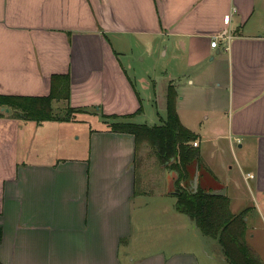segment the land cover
I'll use <instances>...</instances> for the list:
<instances>
[{
	"label": "crops",
	"instance_id": "obj_1",
	"mask_svg": "<svg viewBox=\"0 0 264 264\" xmlns=\"http://www.w3.org/2000/svg\"><path fill=\"white\" fill-rule=\"evenodd\" d=\"M224 30L231 39L213 48ZM127 35L152 41L160 59L184 60L165 86L166 116L173 86L179 118L190 131L198 128L193 146L221 183L214 189L226 190L233 214L248 210L247 242L264 264V0H0V95L47 96L51 76L69 74V107L132 115L143 101L111 41ZM181 86L208 93L213 106L182 114ZM6 109H0V264H199L200 254L215 262L196 227L192 246L193 223L176 210L169 164L149 168L146 148L136 164L132 135L90 129L85 154L72 147L64 157L53 151L66 149L65 138L41 137L74 121L38 124ZM138 117L122 121L139 124ZM154 170L150 195L143 184ZM149 219L153 231L145 230Z\"/></svg>",
	"mask_w": 264,
	"mask_h": 264
},
{
	"label": "trees",
	"instance_id": "obj_2",
	"mask_svg": "<svg viewBox=\"0 0 264 264\" xmlns=\"http://www.w3.org/2000/svg\"><path fill=\"white\" fill-rule=\"evenodd\" d=\"M70 97V75L54 74L51 76V87L47 96L0 95V109H9L10 117L22 118L38 124L75 121L73 114L75 109L68 106L64 109L65 112L56 111L53 105L54 102H64L67 105ZM176 102V89L168 86L167 116L162 125L149 127L122 121L142 114V103L140 109L132 115H103V124H106L107 130L112 133L130 134L134 137L136 164L140 163V152L143 148L148 149V154L155 156L160 165L169 164L166 167L176 174L175 192L172 193L177 199L176 210L191 220L204 239L217 242L226 264H263L247 242L248 210L235 215L231 211L228 196L206 194L217 188L206 189L202 186L207 176L213 174L204 162L200 148L193 146L199 137L182 124ZM1 115L5 113H0ZM172 158L174 162L170 163ZM197 168L199 184L197 193H194L191 182ZM1 241L2 229H0Z\"/></svg>",
	"mask_w": 264,
	"mask_h": 264
},
{
	"label": "rangeland",
	"instance_id": "obj_3",
	"mask_svg": "<svg viewBox=\"0 0 264 264\" xmlns=\"http://www.w3.org/2000/svg\"><path fill=\"white\" fill-rule=\"evenodd\" d=\"M112 41L113 46L118 51L119 54H122L120 56L121 63L124 67V69L127 71V74L129 78L131 79V83L133 84L134 90L140 94L141 99L143 101L144 106V114L138 115L137 122L139 124H145L148 126H153L155 123L160 124L158 121L159 119L163 118L166 119V111H165V102H166V92H165V86L169 83V76H175L180 74L183 70V64L184 60H182V57L177 59L176 61H173L170 56L168 58L160 59L158 56V52H154L155 49L153 47L152 41H146L144 40L145 37H137L133 35H127V36H115ZM148 47H150L148 49ZM151 49V50H150ZM150 51V52H147ZM163 53V52H162ZM205 64H212L210 62L205 61ZM214 64V63H213ZM168 72V73H167ZM146 78V81H149V87L148 89L149 93H152L153 99L152 101H148L146 98V93L142 89V85L144 86V78ZM150 78V79H149ZM147 81V82H148ZM187 82L186 80L182 81ZM152 84V85H151ZM155 84V88H153V85ZM153 90H155L156 96L153 94ZM178 94L181 97H184L185 102L180 104V109L183 114V112H187L188 110L193 111L198 115L199 111L203 110L206 106H213V102L210 100V96L207 97V94L201 91H196L194 89H191L190 86L180 87V90H178ZM155 101L159 105V108H157V104H155ZM186 103V106H184ZM154 104L153 108L152 105ZM54 107L56 111H64L68 107L66 103L64 102H54ZM160 112V116H157V109ZM177 108V104H176ZM1 111V110H0ZM65 112V111H64ZM88 112V113H87ZM74 117L77 119V121H74L75 124H73V127L67 128L66 130L59 132H51L52 128H48L47 126V133L45 136L47 137H41V138H48V136H51L53 134L60 135L61 138H65V142L63 143V149L64 150H58L53 152H59V154H62L64 157H67L68 155H71L69 150L74 147L79 155L83 156L85 153V149L89 146V130H106L107 127L106 124H103L104 121L102 120V115H100L99 111H96L94 109L90 111H84L82 109H75ZM101 118V119H100ZM109 121H113L112 119H109ZM117 121V120H116ZM121 121V119L119 120ZM195 124V123H194ZM45 126V125H44ZM36 127V126H35ZM198 128L194 129L192 132L194 134L195 131ZM210 130V129H208ZM221 130V129H219ZM35 131H33L30 134V137L32 139L36 136L34 134ZM198 137L199 135L196 134ZM37 137V136H36ZM45 145V144H44ZM48 149L52 147V141L47 142ZM46 145V146H47ZM148 152V149L145 150V153ZM51 155L52 153L49 152ZM147 158L145 159L144 164H148L149 168H151L152 163L153 167L155 168L156 165H158V160L153 156L152 154H146ZM232 161V159H231ZM160 170H162V166L159 164L158 167H156ZM209 168V167H208ZM210 169V168H209ZM211 171V169H210ZM212 172V171H211ZM145 169L141 172L144 176ZM171 172H169L170 174ZM176 178V174L173 172ZM213 175H208L207 180L202 183V186L207 188H213V187H220L221 183L217 180L216 175L212 172ZM166 175V174H165ZM143 179V177H142ZM148 182H145L143 185L146 187L145 189H149L152 193L150 195L155 194V181L158 180L156 171L154 170L152 173L148 174L147 177ZM172 183V180H171ZM250 184V181H249ZM148 191V190H146ZM149 192V191H148ZM147 231H153V225L151 223V220L149 219L147 224H145ZM194 224L192 226V242L193 247L195 246V233H197V230L194 228ZM198 235V234H197ZM198 245L199 249L201 250V243L199 242L198 238ZM205 247L206 249L211 252L213 255L217 256V259L215 262L207 260L202 254L200 256L198 255V261L199 264H226L224 262H221V256L220 248L218 247L217 242L214 240L207 239L205 240Z\"/></svg>",
	"mask_w": 264,
	"mask_h": 264
},
{
	"label": "water",
	"instance_id": "obj_4",
	"mask_svg": "<svg viewBox=\"0 0 264 264\" xmlns=\"http://www.w3.org/2000/svg\"><path fill=\"white\" fill-rule=\"evenodd\" d=\"M5 110V109H2ZM6 112H9V109H6ZM198 184H199V170L198 168L195 171V175L194 178L191 182V189L193 190L194 193H197L198 191ZM172 185V193L175 192V187H174V182L171 183ZM207 195H211V196H225L226 195V190L223 189H216V190H212L206 193Z\"/></svg>",
	"mask_w": 264,
	"mask_h": 264
},
{
	"label": "built area",
	"instance_id": "obj_5",
	"mask_svg": "<svg viewBox=\"0 0 264 264\" xmlns=\"http://www.w3.org/2000/svg\"><path fill=\"white\" fill-rule=\"evenodd\" d=\"M231 34L230 32H228L227 30L222 31L220 34H218L217 36L214 37V39L211 42V46L213 48H217L219 45V40L220 39H227L230 40L231 39ZM198 143H194V146H197Z\"/></svg>",
	"mask_w": 264,
	"mask_h": 264
}]
</instances>
